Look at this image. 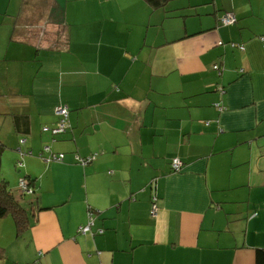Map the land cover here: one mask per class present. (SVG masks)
I'll list each match as a JSON object with an SVG mask.
<instances>
[{
  "label": "crops",
  "instance_id": "0c3cea01",
  "mask_svg": "<svg viewBox=\"0 0 264 264\" xmlns=\"http://www.w3.org/2000/svg\"><path fill=\"white\" fill-rule=\"evenodd\" d=\"M0 143L38 191L0 264H256L264 0H0Z\"/></svg>",
  "mask_w": 264,
  "mask_h": 264
},
{
  "label": "trees",
  "instance_id": "16d2710c",
  "mask_svg": "<svg viewBox=\"0 0 264 264\" xmlns=\"http://www.w3.org/2000/svg\"><path fill=\"white\" fill-rule=\"evenodd\" d=\"M144 1L149 6H151L153 9H158V8L166 7L170 0H144ZM214 66L218 67V70H215V71L220 70L219 65H214ZM214 66H213V68H214ZM55 115H56V113H55ZM56 117H57L56 127H54L51 130V133L53 134V138H57L59 136H62L70 130V120H68V127H67L66 131L64 133L54 134V131L56 130L57 125L60 122V118L57 115H56ZM69 117H70V111H69ZM24 140H21V142H20L22 145H25ZM54 140H56V139H54ZM5 147H6V145L4 146L3 144L0 143V168H1V163H2L1 162L2 155H3ZM45 154H47V156L44 157L43 155H40V157L46 160V158L50 157L51 154L50 153H45ZM50 162L61 163V162H57V161H49L48 163H50ZM76 162L79 163L77 159H76ZM171 164H172V162H171ZM20 166H21V162L20 163L18 162L17 168H20ZM171 172H173L172 166H171ZM21 180H26L28 182V184H29L28 189H29L30 193L23 192L19 186V189L22 192H20V196L18 197V196H15L13 194L11 188L9 187V183H8L7 179L0 178V218H5L7 216L13 217L18 236L30 228V226H31V214H32L31 212H33L32 210L27 209L29 204H27V206H24L20 202V200L23 199V197H25V196H33L34 197V195H36L38 193V191L34 187L35 180L30 179L27 176L22 177L20 179V181ZM19 184H20V182H19ZM33 210L37 211V206L33 207ZM40 210L41 209H39V211ZM92 210H93L94 214L96 215V211L94 209H92ZM103 233H104V230H103ZM255 263L256 264H264V248L256 250Z\"/></svg>",
  "mask_w": 264,
  "mask_h": 264
},
{
  "label": "built area",
  "instance_id": "2783aa9c",
  "mask_svg": "<svg viewBox=\"0 0 264 264\" xmlns=\"http://www.w3.org/2000/svg\"><path fill=\"white\" fill-rule=\"evenodd\" d=\"M221 21H222L223 25L233 26L236 24L237 19L233 15H227ZM214 70H218V67L214 66ZM56 115L60 118V122L57 125V128L54 131V134L64 133L68 127L69 109L67 107H60L56 110ZM43 152L51 154L50 157L46 158V161H48V162L49 161L63 162V160H64L63 154L54 155L53 153H51V150L49 147H45ZM77 160L81 165H83L85 167V166L89 165L94 160V157L92 156V157H88L85 159H82L81 157H77ZM171 166H172L173 172L178 173L183 168V162L180 159H174L172 161ZM19 186L23 192L30 193V191L28 189L29 184L26 180H21ZM156 211H157V209L155 208L153 213L156 214ZM88 217H89L88 223L85 226L80 227L78 230V233L81 235H86L87 233L91 232V230L94 226L95 214L91 208H89V216ZM98 233L102 234L103 230H98Z\"/></svg>",
  "mask_w": 264,
  "mask_h": 264
},
{
  "label": "rangeland",
  "instance_id": "374dc122",
  "mask_svg": "<svg viewBox=\"0 0 264 264\" xmlns=\"http://www.w3.org/2000/svg\"><path fill=\"white\" fill-rule=\"evenodd\" d=\"M15 159L12 155L6 153L2 159L1 168H0V178H5L10 183V188L16 194L20 193L18 188L20 182V173L16 171L14 167ZM24 177V176H22ZM24 199H21L20 202L27 206V201L33 199V196H25Z\"/></svg>",
  "mask_w": 264,
  "mask_h": 264
}]
</instances>
